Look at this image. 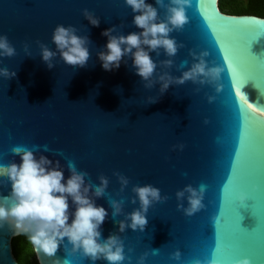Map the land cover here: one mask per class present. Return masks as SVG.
I'll list each match as a JSON object with an SVG mask.
<instances>
[{
	"label": "water",
	"instance_id": "95a60500",
	"mask_svg": "<svg viewBox=\"0 0 264 264\" xmlns=\"http://www.w3.org/2000/svg\"><path fill=\"white\" fill-rule=\"evenodd\" d=\"M219 1L205 0L204 6L214 7L225 16L224 23L237 27L251 24L257 29L264 25V16L226 13ZM146 3L157 7L160 18H164L166 10L159 8L156 0ZM83 9L100 18L99 27L84 18ZM134 15L125 0H0V35H7L16 49V55L0 57V67L16 72L10 80L0 76V164L19 163L20 157L12 148L22 146L32 149L37 158L43 154L53 162L59 160L65 180L70 175L69 161L78 171L89 173L86 182L98 185L99 176H106L109 184L105 196L92 198L108 212L100 228L101 238L117 233L123 241L125 259L121 264H141L139 258L145 252L142 264H194L196 260L207 264L213 259L220 228L238 237L251 231L245 238L247 246L234 259L247 256L252 264H264V137L253 174L241 181L230 201L224 200L225 182L240 141L241 108L252 112L248 115L255 119H264L257 109H264V96L250 80L238 102L229 74L231 64H225L216 39L197 11L196 0L186 7L189 22L182 30L170 33L183 47H178L173 57L166 56L163 49L159 55L150 53L157 62L153 79L163 72L182 75L195 62L190 52L207 50L209 55L204 59L208 66L223 68L215 82L223 85L221 91H216L214 83L189 80L170 85L160 96L159 82L145 88L129 57L121 61L119 69L105 71L97 56L106 50L107 37L101 32L113 26V34L141 31L132 23ZM58 24L73 25L78 35L89 37L86 67L64 63L59 53L52 69L43 62L37 42L56 51L52 34ZM257 35H240L238 47L242 55L254 59L253 78L264 87V35L258 39ZM25 45L31 56L26 55ZM166 59L173 60L171 67L159 63ZM149 96L160 98L147 104ZM245 100L253 105L251 109L242 105ZM45 145L49 151L44 150ZM116 172L129 179L122 192ZM144 184L159 188L168 199L150 206L143 232L127 228L119 233L118 221L139 207L138 198L132 203L136 195L131 190L133 185ZM188 184L196 188L205 185L204 207L191 216L177 207L178 203L187 207V199L177 201L175 195ZM10 191V181L0 176V204L11 205L12 201L5 199ZM240 193L246 194L243 202L238 198ZM108 199L124 201L123 212L114 219ZM69 205L70 212L74 211L71 198ZM22 233L13 223L0 221V264H20L12 241ZM177 249L179 260L173 257ZM34 251L39 264H108L103 259L92 261L82 250L73 251L66 237L53 255Z\"/></svg>",
	"mask_w": 264,
	"mask_h": 264
},
{
	"label": "clouds",
	"instance_id": "9594fccd",
	"mask_svg": "<svg viewBox=\"0 0 264 264\" xmlns=\"http://www.w3.org/2000/svg\"><path fill=\"white\" fill-rule=\"evenodd\" d=\"M191 2L192 0H167L165 3V0H156V5L166 10L164 18L161 19L158 8L146 3V0H125L126 5L135 14L132 23L141 31L124 35L113 34L116 26L104 29L101 35L107 37L106 50L97 53L102 68L105 71L119 69L121 61L129 57L136 74L145 82V88L151 89L156 82H159L160 96L169 89L170 85L184 84L189 80L200 84L214 83L216 91H221L223 85L215 82L220 80L223 68L208 66L204 59L209 55L207 50L199 54L195 51L190 52L195 62L188 70L183 71L182 75L172 76L169 72H163L156 80L153 79L157 62L150 53L156 52L159 55V50L163 49L166 56L173 57L178 47H183L182 43L177 44L170 33L182 30L189 22L186 7H190ZM83 16L92 26L99 27L100 18L88 9H83ZM77 32L78 29L73 25L58 24L52 34L56 51L40 41L37 42L41 50V58L49 69L55 67L53 59L58 53L68 65L79 68L87 66L90 58L87 45L91 44V41L87 35H78ZM24 48L26 55L31 56L28 45ZM14 55L16 49L7 35H0V57ZM159 63L171 67L173 60L166 59ZM183 63L186 64L187 61ZM0 76L10 80L16 76V72L7 67H0ZM160 96H149L147 104L158 102ZM212 99L213 97H209L210 101ZM44 150L49 151L46 145ZM12 153L20 157L19 163L12 161L7 165L0 164V176L7 177L11 183L10 194L5 199L12 201L10 206L0 204V221H9L26 234L37 253L42 251L55 254L66 237L73 251L82 250L83 255L92 261L103 259L108 261V264H121L125 259L123 241L117 233H111L106 239L101 238L100 228L108 212L103 206H98L92 198L105 196L109 184L108 178L101 174L98 185L93 184L91 180L86 182L85 177L89 173L78 171L75 164L69 161L67 169L70 175L65 180L59 160L53 162L43 154L37 158L32 149L22 146L13 147ZM114 175L118 177L122 192L129 184V179L119 172ZM131 190L136 194L132 198V203L135 204L138 198L139 207L125 213V218L118 221L119 233L125 232L127 228L134 231L139 229L143 232L148 223L146 213L150 206L154 202L168 199L166 195H161L159 188L151 184L133 185ZM204 193L203 184L199 188L191 184L185 185L183 189L177 190L175 195L177 201L186 198L188 206L184 207L182 203H178L177 207L186 215H193L204 207L202 202ZM69 198L75 205L72 212H70ZM238 198L243 202L246 194L240 193ZM108 203L112 208L113 219L123 212V200L108 199ZM70 215L72 218L69 223ZM145 256L147 252L139 258L141 264ZM180 256L181 253L177 249L173 257L179 260ZM194 264H202V262L196 260ZM207 264H218V262L211 259ZM235 264H252V262L249 257L243 256L236 259Z\"/></svg>",
	"mask_w": 264,
	"mask_h": 264
},
{
	"label": "snow or ice",
	"instance_id": "6c2138e0",
	"mask_svg": "<svg viewBox=\"0 0 264 264\" xmlns=\"http://www.w3.org/2000/svg\"><path fill=\"white\" fill-rule=\"evenodd\" d=\"M205 0H196V8L207 24L213 37L216 39L217 45L220 47V52L224 57V62L227 65L231 64L229 74L233 78V91L240 102L243 87L251 80L254 81V86L259 90L260 95L264 96V87L258 86L257 81L253 78L256 64L254 59L242 55L238 47V37L240 35H248L258 33V37L264 35V25L259 29L255 25L246 24L241 26H232L223 22V15L217 13L214 7L206 8ZM241 103V102H240ZM259 103V99L256 104ZM247 110L251 109V103L242 104ZM246 105V106H245ZM264 116V109H260ZM248 113H251L248 110ZM241 108V131L240 141L236 149V154L232 161V170L229 173L228 179L224 186V200L230 201L232 194L239 188L241 181L245 177H250L255 170V163L262 137H264V119H255L248 115ZM255 185L252 184V189L255 190ZM242 202V201H241ZM241 220L243 218L241 217ZM219 223V221H218ZM251 231L245 232L242 236H237L228 233L223 228L218 229L216 236V247L213 251V259L218 264H235L234 256L242 248L247 246L246 237ZM53 255V254H49Z\"/></svg>",
	"mask_w": 264,
	"mask_h": 264
},
{
	"label": "trees",
	"instance_id": "16d2710c",
	"mask_svg": "<svg viewBox=\"0 0 264 264\" xmlns=\"http://www.w3.org/2000/svg\"><path fill=\"white\" fill-rule=\"evenodd\" d=\"M221 9L226 13H254L264 16V0H220ZM17 238L18 240H15ZM13 238V252L20 264H39L34 248L27 235ZM15 240V244H14Z\"/></svg>",
	"mask_w": 264,
	"mask_h": 264
},
{
	"label": "rangeland",
	"instance_id": "374dc122",
	"mask_svg": "<svg viewBox=\"0 0 264 264\" xmlns=\"http://www.w3.org/2000/svg\"><path fill=\"white\" fill-rule=\"evenodd\" d=\"M15 240H18L17 238H15ZM15 240H14V244H15Z\"/></svg>",
	"mask_w": 264,
	"mask_h": 264
}]
</instances>
